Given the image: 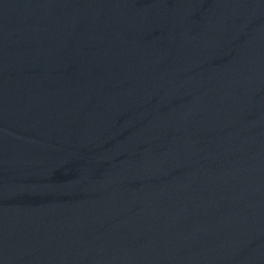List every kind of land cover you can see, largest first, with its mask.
I'll use <instances>...</instances> for the list:
<instances>
[{"label": "water", "instance_id": "95a60500", "mask_svg": "<svg viewBox=\"0 0 264 264\" xmlns=\"http://www.w3.org/2000/svg\"><path fill=\"white\" fill-rule=\"evenodd\" d=\"M0 264H264V0H0Z\"/></svg>", "mask_w": 264, "mask_h": 264}]
</instances>
